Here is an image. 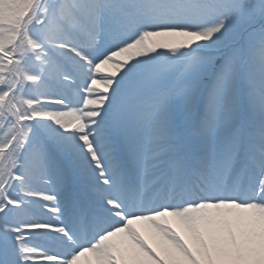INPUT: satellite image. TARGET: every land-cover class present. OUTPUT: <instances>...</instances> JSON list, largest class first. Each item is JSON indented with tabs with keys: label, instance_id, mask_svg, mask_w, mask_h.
Returning a JSON list of instances; mask_svg holds the SVG:
<instances>
[{
	"label": "snow or ice",
	"instance_id": "6c2138e0",
	"mask_svg": "<svg viewBox=\"0 0 264 264\" xmlns=\"http://www.w3.org/2000/svg\"><path fill=\"white\" fill-rule=\"evenodd\" d=\"M0 264H264V0H0Z\"/></svg>",
	"mask_w": 264,
	"mask_h": 264
},
{
	"label": "rangeland",
	"instance_id": "374dc122",
	"mask_svg": "<svg viewBox=\"0 0 264 264\" xmlns=\"http://www.w3.org/2000/svg\"><path fill=\"white\" fill-rule=\"evenodd\" d=\"M150 240H148L149 244L153 245L154 247L157 245V241L152 237V235L149 233Z\"/></svg>",
	"mask_w": 264,
	"mask_h": 264
},
{
	"label": "bare ground",
	"instance_id": "6f19581e",
	"mask_svg": "<svg viewBox=\"0 0 264 264\" xmlns=\"http://www.w3.org/2000/svg\"><path fill=\"white\" fill-rule=\"evenodd\" d=\"M144 235L147 240H150L151 237H149V233L147 231L144 232Z\"/></svg>",
	"mask_w": 264,
	"mask_h": 264
}]
</instances>
